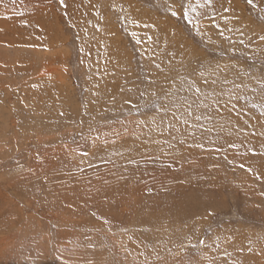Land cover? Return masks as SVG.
Instances as JSON below:
<instances>
[{"label": "rangeland", "instance_id": "374dc122", "mask_svg": "<svg viewBox=\"0 0 264 264\" xmlns=\"http://www.w3.org/2000/svg\"><path fill=\"white\" fill-rule=\"evenodd\" d=\"M188 3L0 0V264H264V0Z\"/></svg>", "mask_w": 264, "mask_h": 264}, {"label": "snow or ice", "instance_id": "6c2138e0", "mask_svg": "<svg viewBox=\"0 0 264 264\" xmlns=\"http://www.w3.org/2000/svg\"><path fill=\"white\" fill-rule=\"evenodd\" d=\"M212 2L213 0H204V4H201L200 3V0H197V4L196 5H192L191 3H188V4H184L182 5V14L181 12H177L175 10H172L171 11V15L173 17H176V18H182L184 20H186L189 24H191L193 21H192V17L190 15V13H193V12H196L197 10V7H204L205 5H207L208 7H211L212 6ZM60 3L61 5H64V0H60ZM248 3L249 4H252L253 3V0H248ZM225 11H228V9H225ZM217 27H219V25H217ZM133 35H135V33H133ZM221 35H223V32H221ZM261 40H264V36H262L260 38ZM139 42V41H138ZM241 43H243V41H241ZM155 67L157 69H160V65L159 64H156ZM163 69H161L162 71ZM201 76H203V72L200 73ZM153 81H150V83H152ZM207 82V81H205ZM213 83H215V81H213ZM195 92L196 93H199L200 92V88L199 87H195ZM141 95H143V93H141ZM153 95H155V93H153ZM169 95H171L169 92H165L164 93V96L165 98H167ZM128 103H131V101H128ZM155 107L157 108H161L165 111H167L168 109L166 108L165 105L163 104H160V105H154ZM133 107H136L135 105H133ZM173 115H175L173 113ZM189 115H191V113L189 112ZM197 120L200 119L199 116L196 117ZM153 123H155V120L152 121ZM140 124H144L145 122L143 120L139 121ZM185 123H187V121H185ZM171 126V125H169ZM97 139H99V136H97ZM84 155H88V153H84ZM201 244L204 243V241H200Z\"/></svg>", "mask_w": 264, "mask_h": 264}, {"label": "bare ground", "instance_id": "6f19581e", "mask_svg": "<svg viewBox=\"0 0 264 264\" xmlns=\"http://www.w3.org/2000/svg\"><path fill=\"white\" fill-rule=\"evenodd\" d=\"M11 30H12V29H11ZM6 31H7V30H6ZM4 32H5V31H4ZM7 32H8V31H7ZM21 33H23V32H21ZM27 33H28V32H27ZM4 34H5V33H4ZM10 34H11V33H10ZM6 36H7V34H6ZM6 36L4 35V37H6ZM20 36L23 37V35H20ZM4 37H2V38H4ZM10 38H11V37H9V38L6 37L7 40H8V39L11 40ZM23 38H24V37H23ZM12 39H14V38H12ZM4 40H5V39H4ZM9 40H8V41H9ZM25 40H26V39H25ZM27 40H28V41L30 40L29 36H27ZM9 43H11L12 45L14 44L13 42H9ZM7 44H8V43H7ZM4 45H5V44H4ZM6 46H8V45H6ZM20 46H21V45H20ZM46 87H47V86H46ZM23 92H24V91H23ZM22 98H23V97H22ZM15 101H16V100H15ZM244 144H245V143H244ZM245 148H246V147H245ZM34 156H35V155H34ZM67 206H68V205H67ZM94 233H95V232H94ZM39 237H40V236H39ZM40 241H41V240H40ZM120 249H121V248H120ZM71 252H72V251H71ZM137 255H138V254H137Z\"/></svg>", "mask_w": 264, "mask_h": 264}]
</instances>
